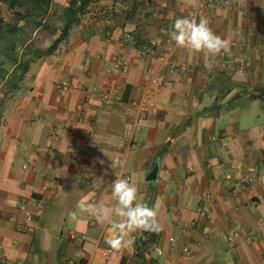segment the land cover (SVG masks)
<instances>
[{"label": "crops", "instance_id": "crops-1", "mask_svg": "<svg viewBox=\"0 0 264 264\" xmlns=\"http://www.w3.org/2000/svg\"><path fill=\"white\" fill-rule=\"evenodd\" d=\"M198 1L213 0H91L17 90L0 80V264H264V0ZM180 17L207 18L227 51L177 45ZM112 55L127 72L106 71ZM119 172L163 229L105 256L115 233L77 204H114Z\"/></svg>", "mask_w": 264, "mask_h": 264}, {"label": "trees", "instance_id": "trees-1", "mask_svg": "<svg viewBox=\"0 0 264 264\" xmlns=\"http://www.w3.org/2000/svg\"><path fill=\"white\" fill-rule=\"evenodd\" d=\"M91 0H0L9 17L0 9V80L17 90L30 63L53 54L68 39ZM153 241L155 232H145ZM148 240L138 239L137 255L147 251Z\"/></svg>", "mask_w": 264, "mask_h": 264}, {"label": "clouds", "instance_id": "clouds-1", "mask_svg": "<svg viewBox=\"0 0 264 264\" xmlns=\"http://www.w3.org/2000/svg\"><path fill=\"white\" fill-rule=\"evenodd\" d=\"M172 39L177 45L190 47L194 51H205L216 56L227 51L228 41L216 34L207 18L180 17L175 20ZM103 163V161H100ZM115 203L103 201L88 202L87 198L78 201L81 212H87L103 223L110 225L115 235L107 240L114 250L131 249L138 231L159 233L163 225L158 220V209L149 207L139 197L138 187L127 178H117L111 186Z\"/></svg>", "mask_w": 264, "mask_h": 264}, {"label": "built area", "instance_id": "built-area-1", "mask_svg": "<svg viewBox=\"0 0 264 264\" xmlns=\"http://www.w3.org/2000/svg\"><path fill=\"white\" fill-rule=\"evenodd\" d=\"M241 4L237 1H231V0H213V1H198L196 3V5L194 6V10H197L201 7H206L207 9H214V8H218V7H224V8H230V7H239ZM142 52H149L150 51V47H148L147 45L146 46H143L142 47ZM100 57L102 59H106V56L104 54H101ZM130 68V65L123 61L120 57L116 56V55H112L110 57V65L108 67H106V71L107 72H111V71H119L121 73H125L127 72V70ZM153 82L155 83H159V82H163L165 84H167L168 86H171L173 84L172 81L170 80H164L161 76H158V77H154L152 79ZM61 89H66V86L65 85H62V86H59ZM131 104L133 105V107L137 108L140 112H143L148 104L143 100V101H132ZM76 137L75 134H72L71 135V139L74 140ZM70 148L71 149H74V146L73 145H70ZM120 177H123V178H127L129 179V176L124 174V173H121L119 172L118 174H116V176L114 177V181L117 179V178H120ZM233 195H236V192L234 191L233 192ZM34 205L36 207L37 210H41L44 206V202L41 198H34ZM198 212L199 214L202 216V217H207L208 214H209V208L206 206V205H201L199 208H198ZM263 226H264V222H263ZM20 228L23 229L24 226L21 224L20 225ZM235 232H230L228 234V237H227V246L229 249H233L234 248V242H235ZM86 236L85 235H82L80 238L81 239H84ZM70 238L73 239V238H76L75 234H71L70 235ZM114 251V249L112 248H104L102 249V254L103 255H109L110 253H112ZM117 252H120V250H116ZM157 253L161 256H165V253L161 250V249H157Z\"/></svg>", "mask_w": 264, "mask_h": 264}, {"label": "rangeland", "instance_id": "rangeland-1", "mask_svg": "<svg viewBox=\"0 0 264 264\" xmlns=\"http://www.w3.org/2000/svg\"><path fill=\"white\" fill-rule=\"evenodd\" d=\"M0 9L2 11V15L9 17L10 12L8 11V8L5 3H0Z\"/></svg>", "mask_w": 264, "mask_h": 264}, {"label": "water", "instance_id": "water-1", "mask_svg": "<svg viewBox=\"0 0 264 264\" xmlns=\"http://www.w3.org/2000/svg\"><path fill=\"white\" fill-rule=\"evenodd\" d=\"M156 170H157V167L155 166L153 170L150 172L148 179H151L156 175Z\"/></svg>", "mask_w": 264, "mask_h": 264}]
</instances>
